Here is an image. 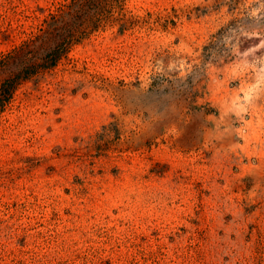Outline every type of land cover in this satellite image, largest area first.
Here are the masks:
<instances>
[{"label":"rangeland","instance_id":"rangeland-1","mask_svg":"<svg viewBox=\"0 0 264 264\" xmlns=\"http://www.w3.org/2000/svg\"><path fill=\"white\" fill-rule=\"evenodd\" d=\"M67 1L0 0V57ZM0 264H264V0H121L21 81Z\"/></svg>","mask_w":264,"mask_h":264},{"label":"trees","instance_id":"trees-1","mask_svg":"<svg viewBox=\"0 0 264 264\" xmlns=\"http://www.w3.org/2000/svg\"><path fill=\"white\" fill-rule=\"evenodd\" d=\"M121 0H69L51 11L37 30L0 57V70L13 69L0 82V112L21 81L55 67L74 43L104 26ZM14 61V67L11 68Z\"/></svg>","mask_w":264,"mask_h":264},{"label":"bare ground","instance_id":"bare-ground-1","mask_svg":"<svg viewBox=\"0 0 264 264\" xmlns=\"http://www.w3.org/2000/svg\"><path fill=\"white\" fill-rule=\"evenodd\" d=\"M250 49V48H249Z\"/></svg>","mask_w":264,"mask_h":264}]
</instances>
